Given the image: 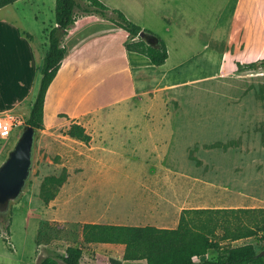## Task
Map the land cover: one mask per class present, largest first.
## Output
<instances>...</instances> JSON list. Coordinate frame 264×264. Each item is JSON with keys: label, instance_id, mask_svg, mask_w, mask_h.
I'll list each match as a JSON object with an SVG mask.
<instances>
[{"label": "rangeland", "instance_id": "374dc122", "mask_svg": "<svg viewBox=\"0 0 264 264\" xmlns=\"http://www.w3.org/2000/svg\"><path fill=\"white\" fill-rule=\"evenodd\" d=\"M33 1L16 6L24 30L36 23L34 16L39 20L38 11L46 18L50 10V0ZM100 1L163 40L168 57L160 66L136 53L117 61L106 79L107 117L87 119V144L66 134L71 121L61 116L62 124L35 132L30 176L8 205L0 264H36L48 249L69 245L81 247L82 260L91 264H146L123 260V245L83 243L82 225L175 228L183 209H264V71L245 61L246 0ZM23 125L2 131L0 164ZM63 170L65 182L45 204L43 178ZM263 220L259 212L220 216L218 236L237 224L256 229L255 236L221 246L264 250ZM217 255L209 250L195 260Z\"/></svg>", "mask_w": 264, "mask_h": 264}, {"label": "trees", "instance_id": "16d2710c", "mask_svg": "<svg viewBox=\"0 0 264 264\" xmlns=\"http://www.w3.org/2000/svg\"><path fill=\"white\" fill-rule=\"evenodd\" d=\"M16 1L18 0H0V8ZM85 1L86 5L80 4L77 0H55V26L46 33L48 50L43 58L36 95L23 128L31 126L35 132L44 129L43 105L46 90L67 54L65 38L74 23L77 10L88 14H98L126 31L129 40L124 43L125 50L145 56L150 64L160 66L168 57L165 43L154 33L142 29L121 11L108 8L100 0ZM141 31L145 33L146 39L139 36ZM247 67L264 71V58L247 63ZM66 134L86 144L91 140L85 128L76 123L68 124ZM65 180L64 170L59 176L50 175L43 178L39 195L45 204L55 197ZM237 212H259L264 218V209H183L175 228L84 223L81 227L82 241L86 244L123 245V260H145L146 264H264V256H257L259 251L252 244L221 246L220 242L223 240L235 241L256 235V229L241 224H237L228 235H217L219 217ZM0 215L4 216L2 218L5 220L0 225V236L8 242L7 236L5 237L2 233L4 230L8 235L11 216L8 204L0 205ZM209 250L217 251L218 255L213 259L195 260L206 255ZM48 251L49 254L36 264H89L82 260V248L79 246L69 245L64 251L53 249H48Z\"/></svg>", "mask_w": 264, "mask_h": 264}, {"label": "crops", "instance_id": "0c3cea01", "mask_svg": "<svg viewBox=\"0 0 264 264\" xmlns=\"http://www.w3.org/2000/svg\"><path fill=\"white\" fill-rule=\"evenodd\" d=\"M21 1L29 0H18L7 5L11 8L7 13H2L4 7L0 8V117H14L17 126L24 123L30 111L40 80V68L48 50L46 33L55 26V0H50L46 18L38 11L41 15L39 20L34 16V25H29L26 30L20 28L23 16L16 6ZM36 1H33L34 4ZM39 3L46 5L47 0H39ZM234 10L237 11L238 7L235 6ZM246 10L245 61L252 62L264 58V0H246ZM122 34L124 37L119 41ZM127 40L126 31L98 14L76 11L74 23L65 38L67 54L46 90L44 127L62 124L61 117L83 127L87 126L86 121L91 116L104 122L103 117L109 109L106 104V79L116 71L118 60L128 62L129 54L133 53L124 48ZM135 93L138 94L139 90H135ZM135 95L132 94L130 98ZM47 117L52 120L49 125L46 124ZM2 134L0 131V137ZM122 149L125 150L123 145ZM130 150L136 152L138 148L131 147Z\"/></svg>", "mask_w": 264, "mask_h": 264}, {"label": "water", "instance_id": "95a60500", "mask_svg": "<svg viewBox=\"0 0 264 264\" xmlns=\"http://www.w3.org/2000/svg\"><path fill=\"white\" fill-rule=\"evenodd\" d=\"M139 36L146 39L142 31ZM34 135L31 126L23 128L0 164V205H9L24 192L32 169ZM257 256H264V250L259 251Z\"/></svg>", "mask_w": 264, "mask_h": 264}, {"label": "built area", "instance_id": "2783aa9c", "mask_svg": "<svg viewBox=\"0 0 264 264\" xmlns=\"http://www.w3.org/2000/svg\"><path fill=\"white\" fill-rule=\"evenodd\" d=\"M18 123L14 117L1 118L0 117V131H6L12 129V127Z\"/></svg>", "mask_w": 264, "mask_h": 264}, {"label": "bare ground", "instance_id": "6f19581e", "mask_svg": "<svg viewBox=\"0 0 264 264\" xmlns=\"http://www.w3.org/2000/svg\"><path fill=\"white\" fill-rule=\"evenodd\" d=\"M5 7H6V6H5ZM5 7H4V8H5Z\"/></svg>", "mask_w": 264, "mask_h": 264}]
</instances>
